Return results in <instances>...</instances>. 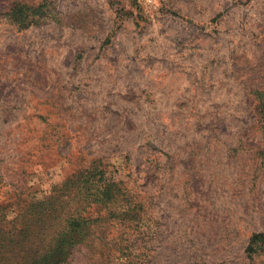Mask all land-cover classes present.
<instances>
[{
  "label": "rangeland",
  "instance_id": "374dc122",
  "mask_svg": "<svg viewBox=\"0 0 264 264\" xmlns=\"http://www.w3.org/2000/svg\"><path fill=\"white\" fill-rule=\"evenodd\" d=\"M255 235L264 0H0V264H264Z\"/></svg>",
  "mask_w": 264,
  "mask_h": 264
},
{
  "label": "trees",
  "instance_id": "16d2710c",
  "mask_svg": "<svg viewBox=\"0 0 264 264\" xmlns=\"http://www.w3.org/2000/svg\"><path fill=\"white\" fill-rule=\"evenodd\" d=\"M16 1V0H15ZM26 6H20V3H16L15 8L12 10L13 16L26 15ZM20 14V15H19ZM77 223L75 227H78ZM262 243L264 245V235H255L252 239V244ZM68 244L63 243L54 248L46 255L41 261H37L35 264H59L66 257L69 248Z\"/></svg>",
  "mask_w": 264,
  "mask_h": 264
}]
</instances>
